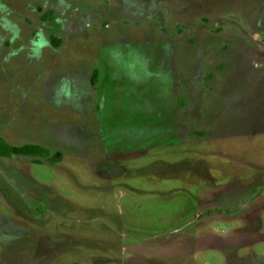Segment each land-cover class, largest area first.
Here are the masks:
<instances>
[{
  "label": "rangeland",
  "instance_id": "1",
  "mask_svg": "<svg viewBox=\"0 0 264 264\" xmlns=\"http://www.w3.org/2000/svg\"><path fill=\"white\" fill-rule=\"evenodd\" d=\"M0 136V264H264V0H0Z\"/></svg>",
  "mask_w": 264,
  "mask_h": 264
},
{
  "label": "trees",
  "instance_id": "2",
  "mask_svg": "<svg viewBox=\"0 0 264 264\" xmlns=\"http://www.w3.org/2000/svg\"><path fill=\"white\" fill-rule=\"evenodd\" d=\"M51 14L52 12L49 13V15ZM43 19L46 20L48 18L44 16ZM0 157H25L32 158V162L34 163H41L44 160L54 163L59 161V159L61 158V153L52 155L47 148L32 143L24 144L21 146H12L0 136Z\"/></svg>",
  "mask_w": 264,
  "mask_h": 264
}]
</instances>
